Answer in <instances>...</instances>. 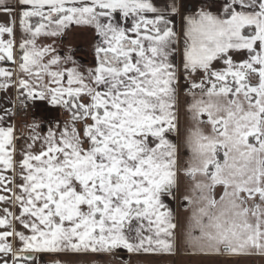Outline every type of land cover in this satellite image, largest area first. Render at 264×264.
<instances>
[{
  "label": "snow or ice",
  "instance_id": "6c2138e0",
  "mask_svg": "<svg viewBox=\"0 0 264 264\" xmlns=\"http://www.w3.org/2000/svg\"><path fill=\"white\" fill-rule=\"evenodd\" d=\"M0 17V264H264V0Z\"/></svg>",
  "mask_w": 264,
  "mask_h": 264
},
{
  "label": "crops",
  "instance_id": "0c3cea01",
  "mask_svg": "<svg viewBox=\"0 0 264 264\" xmlns=\"http://www.w3.org/2000/svg\"><path fill=\"white\" fill-rule=\"evenodd\" d=\"M3 17H0V22H2ZM87 34H84L86 38ZM69 39L74 44L83 45L85 43V39L81 38L80 34H74L69 37ZM84 55L80 56L83 59ZM87 59V58H86ZM85 60V59H83ZM53 115H55L53 113ZM131 259L132 264H180V262L186 257L176 256V257H158L148 254H142L140 256L129 255L126 252H121L118 257H116V264H122L123 260ZM80 264H112V259L102 255V254H89L81 258Z\"/></svg>",
  "mask_w": 264,
  "mask_h": 264
},
{
  "label": "built area",
  "instance_id": "2783aa9c",
  "mask_svg": "<svg viewBox=\"0 0 264 264\" xmlns=\"http://www.w3.org/2000/svg\"><path fill=\"white\" fill-rule=\"evenodd\" d=\"M40 115H42V114H40ZM24 119H25V118L22 117V116H18V117L16 118V123H17V125H18V134H19V132L23 131V129L20 128L19 125L21 124V122H22Z\"/></svg>",
  "mask_w": 264,
  "mask_h": 264
},
{
  "label": "rangeland",
  "instance_id": "374dc122",
  "mask_svg": "<svg viewBox=\"0 0 264 264\" xmlns=\"http://www.w3.org/2000/svg\"><path fill=\"white\" fill-rule=\"evenodd\" d=\"M82 56V55H81ZM82 59V58H81ZM83 59H85L86 60V57H83Z\"/></svg>",
  "mask_w": 264,
  "mask_h": 264
},
{
  "label": "trees",
  "instance_id": "16d2710c",
  "mask_svg": "<svg viewBox=\"0 0 264 264\" xmlns=\"http://www.w3.org/2000/svg\"><path fill=\"white\" fill-rule=\"evenodd\" d=\"M81 59V58H80ZM81 61H84L83 59H81Z\"/></svg>",
  "mask_w": 264,
  "mask_h": 264
}]
</instances>
